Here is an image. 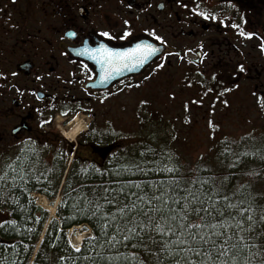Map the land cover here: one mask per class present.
Returning a JSON list of instances; mask_svg holds the SVG:
<instances>
[{"label": "flooded vegetation", "instance_id": "af4514ba", "mask_svg": "<svg viewBox=\"0 0 264 264\" xmlns=\"http://www.w3.org/2000/svg\"><path fill=\"white\" fill-rule=\"evenodd\" d=\"M225 22L231 33L253 36L256 48L223 50ZM140 43L163 47V52L138 73L120 77L94 51L101 46L123 51ZM243 56L251 61H240ZM171 58L220 75H244L239 84H222L217 95L234 94L243 84L264 111V0H0V143L6 147L0 170L11 173L27 156L36 159L38 171L41 162L53 166L59 118L68 128L64 121L79 115L86 129L67 144L68 155L102 161L109 151L106 143L118 141L121 133L110 132L105 123L97 135L99 114L111 117L123 91L136 93L145 75L169 65ZM243 64L244 73L237 70Z\"/></svg>", "mask_w": 264, "mask_h": 264}, {"label": "trees", "instance_id": "16d2710c", "mask_svg": "<svg viewBox=\"0 0 264 264\" xmlns=\"http://www.w3.org/2000/svg\"><path fill=\"white\" fill-rule=\"evenodd\" d=\"M169 149L165 138L149 135L126 140L98 163L76 158L61 186L56 219L50 220L32 264H172L173 258L160 251L164 238L137 214L141 205L160 206V201H148L162 193L173 211L183 204L181 197L195 193L205 202L203 207L220 210L208 218L212 223L231 225L230 217L246 220L253 215L255 239L249 243L257 245L251 251L261 253L253 264H260L264 260V222L259 220L264 214V132L220 140L213 157L191 164L177 160ZM57 160L53 166L41 162L38 171L36 159L27 156L11 173L0 172V264H28L47 218L30 195L55 198L64 169L63 159ZM134 204L137 207L129 212ZM201 215H192L191 220L199 222ZM141 222L147 227L141 228ZM81 225L90 228L92 237L74 251L66 231Z\"/></svg>", "mask_w": 264, "mask_h": 264}, {"label": "rangeland", "instance_id": "374dc122", "mask_svg": "<svg viewBox=\"0 0 264 264\" xmlns=\"http://www.w3.org/2000/svg\"><path fill=\"white\" fill-rule=\"evenodd\" d=\"M222 26L225 27L221 29L223 40L219 46L224 47L223 50L233 45L249 53L250 46L255 45L256 48L257 40L253 36L242 37L239 32L231 33L228 22L222 23ZM213 41L216 43L215 38ZM190 57L189 54L188 59ZM242 60L245 63L251 61L247 56H243ZM160 67L155 73L145 75L143 85L136 93L133 90L123 91L119 112H115L118 108L111 112V117L106 118L99 114L96 122L98 127L94 130L97 135L101 134L100 127L105 128L106 123L110 126V132H119L124 137L110 146L106 145L108 150L112 151L116 146L123 147L126 140L134 142L151 135L154 139L165 138L171 154L177 160L191 164L213 157L220 140L239 139L248 134L264 132V111H259L257 107L262 102L256 103L255 96L246 94L243 84L234 89V94L230 92L224 97L217 95L222 84L225 85L229 80L228 85L239 84L238 78L244 75L237 77L236 72L220 75L208 66L195 68L183 63L182 59L177 62L174 58H171L169 65ZM246 68L244 64L237 66V70L242 73L246 72ZM241 81L252 89L253 84L247 79ZM78 118L81 119L80 115ZM58 133V137L66 142L61 135V128ZM74 140L77 141L78 137ZM5 150V145L0 143V153ZM63 150V145L59 143L56 156L58 159L63 158L69 165L71 161H66ZM257 187H262V183H258ZM86 233V237H89V230Z\"/></svg>", "mask_w": 264, "mask_h": 264}, {"label": "snow or ice", "instance_id": "6c2138e0", "mask_svg": "<svg viewBox=\"0 0 264 264\" xmlns=\"http://www.w3.org/2000/svg\"><path fill=\"white\" fill-rule=\"evenodd\" d=\"M68 35L75 36L76 33L70 32ZM101 35L107 37L109 33L104 32ZM94 51L99 53L108 69L118 71L119 65L126 67L130 62L143 63V60L155 52V49L151 45H137L133 49L114 51L101 46ZM66 114L61 113V115ZM73 120L75 117L64 123L71 125ZM166 195L162 193L160 196L152 197L148 203L152 204L153 200L160 201V206L152 204L151 207L146 208L141 205L137 214L147 219L148 225L153 226V231L164 238L160 251L173 258L172 264H253V259L261 255L260 252L251 251L257 245L249 243L255 239L254 226L257 221L253 215H248L246 220L230 217L233 221L231 225L225 221L212 223L208 218H214V213L219 214L220 210L215 209L214 206L203 207L205 202L195 193L181 197L184 202L182 205H176L175 211L164 203ZM197 204L200 206H196ZM136 207L134 204L127 210L130 212ZM228 207L236 206L230 204ZM120 211L123 213L124 209ZM248 211L251 213L252 209L249 208ZM201 212L203 215L199 216V222H193L191 216ZM259 220L264 222V214L260 215ZM140 227L145 228L147 225L141 222ZM130 231L135 232L136 229L132 228ZM260 264H264V260H261Z\"/></svg>", "mask_w": 264, "mask_h": 264}, {"label": "bare ground", "instance_id": "6f19581e", "mask_svg": "<svg viewBox=\"0 0 264 264\" xmlns=\"http://www.w3.org/2000/svg\"><path fill=\"white\" fill-rule=\"evenodd\" d=\"M85 127H86L85 124L81 122V120L78 118L71 125H69L68 128H64V129H62L61 127L60 128L62 129L61 130L62 133H64V136H66L68 140H73L75 137H77L85 130ZM66 129H69V131L67 132ZM36 203L37 205L41 206L43 209L48 211L51 217L54 216V212H55L54 206L49 205L43 197L41 196L36 197ZM86 231L87 230H81V232H78L77 234H75V232H71V234L69 233L68 240L71 243V245L74 246L73 247L74 249L78 247V244L80 242H83L84 238H87Z\"/></svg>", "mask_w": 264, "mask_h": 264}, {"label": "water", "instance_id": "95a60500", "mask_svg": "<svg viewBox=\"0 0 264 264\" xmlns=\"http://www.w3.org/2000/svg\"><path fill=\"white\" fill-rule=\"evenodd\" d=\"M143 44L144 43H140V44H137V45H143ZM152 48L155 49V52H153L146 59H144L143 63L130 62V63H128V65L126 67L123 66V65H119L118 66L119 70L118 71L116 70V74L114 75V77H120L122 75H126V74H129V73H138L141 70L142 67H144L151 60H153L156 56L160 55L163 52V47L152 46ZM131 49H133V48H131ZM79 56L83 57V58L85 57L83 53H80Z\"/></svg>", "mask_w": 264, "mask_h": 264}]
</instances>
